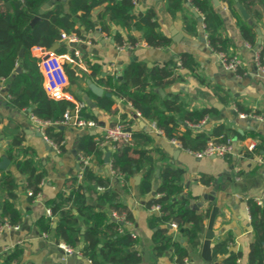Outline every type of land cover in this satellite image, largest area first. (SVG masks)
Returning a JSON list of instances; mask_svg holds the SVG:
<instances>
[{"label": "trees", "instance_id": "obj_1", "mask_svg": "<svg viewBox=\"0 0 264 264\" xmlns=\"http://www.w3.org/2000/svg\"><path fill=\"white\" fill-rule=\"evenodd\" d=\"M50 1L0 0V86L4 79H11L8 89L10 104L18 109L31 108L36 117L50 122L45 126V134L58 146L59 155H61L67 149L66 138L64 129H60V124L56 123L63 120L65 112L72 110L75 103L66 98H53L46 92L43 74L39 67L40 58L33 54V48L48 49L61 40L62 32L76 33L80 36L78 21L89 29L93 28L94 24L90 19L92 12L102 4L105 5L110 21L141 31L145 42L152 48L167 47L171 43V37L161 31L154 10L147 8L144 11H137L134 0H68L66 3L57 1L40 15L38 21L32 23V19L39 14V8ZM236 1L240 2L253 17L259 19L260 15L254 8L255 0H221V2L239 20V30L243 39L251 47L259 46L253 23L242 19ZM182 2L183 0H168V9L173 16L182 9ZM190 3L204 15V28L212 49L215 52H223L229 60L232 54H229L228 43L219 33L221 15L215 10L212 0H190ZM184 23L189 31L195 30L187 18ZM105 27L102 24L101 30ZM128 40L137 41L131 36ZM115 41L121 44L122 36L115 35ZM22 48H24L23 70L15 73ZM67 51L64 43L57 48L56 53L64 54ZM258 56L259 63L264 65L262 50L259 51ZM86 63L91 76L94 77L99 67L89 60ZM180 67L194 70L195 61L191 54L180 53L179 64L166 62L148 66L143 61H131L124 70L122 81L114 82V77L108 76L99 78V83L104 86L106 92L130 103L144 118L155 120L161 133L179 141L181 148L187 151H201L206 148L210 136H215L217 141H222L219 135L227 133L222 124L215 126L210 133L192 126L215 111V108L190 110L176 94L169 93L162 96L156 90L157 87L164 88L180 78L178 74ZM64 68L71 84H77L84 77L83 71L71 63L65 62ZM243 70L241 66L237 68L239 73ZM78 99L83 101L80 97ZM97 104L109 112L113 111L111 96H99ZM80 115L87 119H97L88 105L80 108ZM182 126H184L183 129ZM10 135L11 142L7 156L25 175L26 187L33 193L30 195L32 199L41 192L46 171L35 164L31 149L23 144L24 133L18 130V125L11 128ZM138 138L150 139L139 130L133 131L131 142L113 141L114 150L110 162L116 173L125 175V188L128 186L129 176L147 166L140 182V191L149 193L152 190L153 157L150 150L139 148L134 144ZM78 149L84 157L97 156L102 159V148L95 135L89 134L83 137L78 144ZM245 153L252 156L250 152ZM81 165L78 172L66 178L64 186L54 197L45 200L52 216L45 213L37 219L39 231L53 232L56 242L65 243L74 249L79 247L80 238L83 237L84 245L80 247L79 252L93 264H139L142 261V256L136 249L139 238L132 235L127 227L120 232L123 224L111 216L112 211L119 214L126 213V219L133 222L135 218L130 208L121 200L120 194L112 189L111 176L97 174L84 162ZM184 172L185 170L181 167L163 165L160 169L161 182L155 194L147 202L148 207L154 204L161 206V212H153L148 221L151 228H157L153 230L152 235L155 256L158 257L171 248L179 263L189 255V249L185 243L193 249L200 246L205 221L212 207L209 205L204 210L192 207V200L197 197L184 194L182 184ZM240 173L241 170L238 174ZM97 186L105 188L99 191L96 189ZM16 189L17 182L12 171L0 170V227L6 223L19 226L22 224V213L15 204ZM98 205L105 207L101 208ZM247 205L254 231L248 264H264V205L256 203L253 198L247 199ZM54 222H56L55 226H53ZM170 222L177 223L185 243L173 238ZM81 224L86 225L83 231ZM231 242L233 238L229 235L219 239L212 246L213 258L226 254L221 264H239L241 252L228 253ZM24 251L22 244L3 251L0 264H22ZM24 264L35 263L28 261Z\"/></svg>", "mask_w": 264, "mask_h": 264}, {"label": "crops", "instance_id": "obj_2", "mask_svg": "<svg viewBox=\"0 0 264 264\" xmlns=\"http://www.w3.org/2000/svg\"><path fill=\"white\" fill-rule=\"evenodd\" d=\"M57 1L66 3L68 0H51L45 11ZM218 1L219 5L216 6L212 0L215 10L221 15L219 33L228 43L229 54H237L241 58V67L244 69L242 73L226 67L217 52L209 46L207 38L204 40L206 35L204 15L192 6L190 0H183L182 9L177 11L175 16L168 9V0H136L135 10L144 11L147 8L154 10L161 31L171 37V43L167 47L139 46L135 49L119 50L115 35H121L123 41L131 36L139 42H145L143 33L134 27H125L121 23L110 21L104 4L96 7L92 12L90 19L94 24L93 28L89 29L78 21L77 26L81 39L76 43H65L67 52L78 49L85 63L89 60L96 64L99 70L94 77L91 76L86 63V68H80L84 77L77 84L69 82L66 89L74 95L77 101H80L78 99L80 97L85 103V99L77 90L89 94L92 101L96 103V107L90 109L97 118V126L93 129H84L65 125L67 149L61 155L43 135H38L39 130L31 120V114H33L31 108L18 109L10 104L8 89L11 79L2 81L0 86V118L2 119L0 122V160L3 156L8 158L7 150L11 142L10 130L14 125H18V130L24 133L23 144L31 149L35 164L46 171V176L42 181L40 194L31 199L27 191L25 175L10 160L6 169L12 171L17 182L15 204L22 213L23 220L18 229L2 228L0 230V260L3 251L22 244L25 248L22 264L28 261L35 264H93L79 252L80 247L84 245L83 237L80 238L79 247L75 248V252L67 254L60 245L62 242H56L54 233L44 235L39 231L36 221L46 213L45 200L57 194L64 186L66 178L81 169L82 162L97 174L110 176L111 162H105L104 158L106 151H110L112 155L114 146L111 143L100 145L102 159H99L97 156L84 157L78 149V144L83 137L90 134L97 138L106 126L123 121L129 124L132 131L140 130L150 138L149 140L138 138L134 144L139 148L150 150L153 157L151 192L141 193L140 191V182L147 166L140 172L129 176L127 188L124 187V182L118 179L113 178L111 182L112 189L120 194L121 200L127 204L134 215L135 219L127 226V229L139 238L136 246L142 256L139 264H179L171 248L162 255L155 256L152 235L153 230L157 228H151L148 222L154 211L148 207L147 202L161 182L160 169L165 164L185 170L182 176L184 194L197 197L192 200L193 208L204 210L211 205L212 211L213 207H218L213 222L215 234L212 246L219 239L230 235L233 242L228 246V253L241 252L242 255L238 259L239 264H248L254 231L247 199L261 196L264 193V165L259 163L257 158V155L264 156V121L252 116L242 118L239 112L264 113V69L259 70L255 60L256 53L260 50L263 51L264 58V0H255L254 3V8L260 15L259 19L250 13L249 19H244L241 15L243 20L253 23L257 40L261 38L262 42L257 46V50L241 36L239 20L221 0ZM195 10L202 20L195 15ZM185 18L191 21L195 28L193 32L185 27ZM102 24L106 26L104 30H101ZM172 27L183 34L180 41L172 39L170 32ZM257 29L260 30V34ZM182 52L192 55L195 61L194 70L180 67L178 70L180 78L164 88L157 87L156 90L162 96L169 93L176 94L190 110L215 108V111L205 116L207 120L202 129L211 131L219 124L224 126L226 133L233 138V153L228 158L198 157L184 150L157 130L159 128L155 120L144 118L130 103L114 94L111 96L113 99L112 112L99 107L97 104L99 96L93 93L89 86L88 80L102 87L106 92L104 86L99 83V78L113 76L114 82L122 81L124 70L129 62L143 61L148 66L166 62L179 64ZM33 54H38L35 47ZM22 58L20 57L17 63V66L21 68L20 71L23 70ZM254 140L256 150L251 153L252 156L244 155ZM240 170L241 173L238 174ZM136 176H139L138 182H136ZM210 214L205 221V230L201 234V244L197 249L189 248L179 230L176 231L170 227L173 238L184 242L189 249L188 258L192 264L204 263L201 258V247ZM85 227L86 225L81 224L82 231ZM225 257L226 254L219 255L214 258V261L221 264Z\"/></svg>", "mask_w": 264, "mask_h": 264}, {"label": "built area", "instance_id": "obj_3", "mask_svg": "<svg viewBox=\"0 0 264 264\" xmlns=\"http://www.w3.org/2000/svg\"><path fill=\"white\" fill-rule=\"evenodd\" d=\"M136 3V0H134ZM61 40H66L69 43H76L80 41L81 37L78 36L76 33H66L62 32ZM205 38H207V34L205 35ZM209 44V42H208ZM139 46H148L146 42H131L129 40L123 41L121 44L118 45L119 50H125V49H135ZM210 46V44H209ZM211 47V46H210ZM212 48V47H211ZM35 49L38 50L37 56L40 58L39 60V67L43 74V84L46 92L53 98L60 99V98H66L75 103V107L72 110H67L64 114V118L62 121L56 123L60 125H73L79 128L84 129H93L96 128L97 122L93 119H87L80 115V108L85 106L86 103L84 101H77L72 93H70L66 87L69 84V77L65 71L64 63L68 62L72 65L76 66L77 68H86L85 60L83 59V56L81 52L78 49H74L73 52H66L64 54H58L56 52L48 51V49L44 47H35ZM218 56L223 61L224 65L228 68H231L233 70H237L239 66H241L242 60L237 55L234 54L230 57L229 60L226 59V56L223 52H217ZM256 64L257 68L259 70H263L264 66L259 63V56L258 53H256ZM239 115L242 118L252 116L259 120L264 121V113H258L254 111L250 112H239ZM31 120L36 125L37 129L42 133L43 137L49 142V144L56 150V152H60L58 146L50 141L46 134H45V126L48 125L49 121H43L36 117L34 114H31ZM206 118L201 120L198 124L192 125L198 130H203L204 124L206 122ZM129 124L126 122H118L113 125L106 126L101 134L97 137V140L99 142V145H105L106 143H111L113 141H125V142H131L133 139V131L132 129H129ZM159 132H161L160 129H157ZM207 133H210V131H206ZM219 138L222 139V141H217L215 136H210L207 146L205 149L201 151H189L193 153L194 155L198 157L202 156H217L221 158H225L233 153V138L229 134L221 133L219 135ZM177 146L181 147V144L179 141L172 139ZM256 150V141L254 140L251 142V144L248 146V152L253 153ZM246 155V153L244 154ZM248 156V155H247ZM258 162L264 165V156L257 155ZM110 176L111 178H115L120 180L121 182H124V174L123 173H116V171L113 169V167L110 165ZM238 168V167H237ZM81 176V175H80ZM104 186H97L96 189L99 191L104 190ZM28 194H33L31 190H27ZM40 193L36 194L38 196ZM256 203L260 205H264V193L261 196H256L253 198ZM151 210L160 213L161 212V206L160 204H154L151 207ZM46 214L48 216H52L50 208L47 206L46 208ZM112 218H114L117 221H120L123 226L120 228V232H123L127 226L131 224V221L126 219V213L119 214L116 211L111 212ZM19 225H11V224H4L2 227H0V230L2 228H14L18 229ZM170 227L178 231V225L176 222H170ZM132 235H135L132 231H130ZM46 235V233H43ZM136 236V235H135ZM63 250L67 254H73L75 252V249L65 243L60 244ZM179 264H192L188 257H185L183 261Z\"/></svg>", "mask_w": 264, "mask_h": 264}, {"label": "water", "instance_id": "obj_4", "mask_svg": "<svg viewBox=\"0 0 264 264\" xmlns=\"http://www.w3.org/2000/svg\"><path fill=\"white\" fill-rule=\"evenodd\" d=\"M237 2V6H238V9L241 13V15L243 16L244 19H249L250 17V14L249 12L246 10V8L240 4V2L236 1ZM214 4L216 6L219 5V1L218 0H214ZM8 5H10L8 3ZM49 6L48 2L44 3L40 8H39V14L36 15L33 19H32V23H35L36 21H38L40 19V15L45 11V8ZM195 15L200 19L202 20V17H199V13L195 10L194 11ZM171 36H172V39L174 41H180L183 37V34L180 33L176 28L172 27L171 30ZM257 32L258 34H260V30L257 29ZM206 38H204L205 40ZM261 38H259L257 40V43L258 45L261 44ZM64 43H67V41H57L55 42L51 47L48 48V51H51V52H56L57 48L64 44ZM69 43V42H68ZM255 50L258 49V47L256 46L254 48ZM24 55V48L21 49L20 51V57H23ZM20 66H17L16 69H15V72H19L20 71ZM89 82V86L92 90L93 93H95L96 95L98 96H101L103 94H105L106 96H112L111 93L109 92H104V89L100 86H98L97 84L91 82L90 80H88ZM75 88H73L74 90ZM77 92L79 94H81L83 96V98L85 99L86 101V104L90 107V108H95L96 107V103L92 101V99L90 98L89 94L86 93V92H82L81 90H77ZM59 128L60 129H64L65 126L64 125H59ZM129 129H131V127H129ZM38 135H42V133L40 131H38ZM49 146V144H48ZM110 156H111V152L110 151H106L105 153V162H109L110 161ZM213 157H216L215 155H213ZM10 163V159L7 158L6 156H3L2 160H0V169L1 170H4L8 167ZM158 175V173H157ZM139 180V176H136V182H138ZM152 194L154 195L155 194V191L152 192ZM218 212V207L215 206L213 207L212 211H211V214H210V218H209V222H208V226H207V230L205 232V238L203 240V243H202V247H201V258L203 260V264H219L218 262H215L214 261V258H213V254H212V239L214 237V230H213V222L215 220V217H216V214ZM56 223H53V226H55ZM82 263V261H81Z\"/></svg>", "mask_w": 264, "mask_h": 264}]
</instances>
